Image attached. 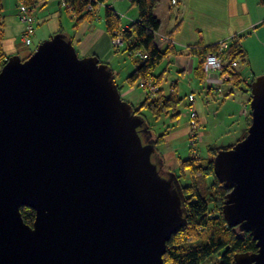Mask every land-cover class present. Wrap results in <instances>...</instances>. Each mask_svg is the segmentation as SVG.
<instances>
[{
	"label": "water",
	"instance_id": "1",
	"mask_svg": "<svg viewBox=\"0 0 264 264\" xmlns=\"http://www.w3.org/2000/svg\"><path fill=\"white\" fill-rule=\"evenodd\" d=\"M247 135L213 159L229 193L222 216L249 232L264 264V76L250 83ZM144 120L111 70L56 35L0 70V264H164L186 225L172 174L161 175ZM146 139V140H145ZM34 211L32 227L20 209Z\"/></svg>",
	"mask_w": 264,
	"mask_h": 264
},
{
	"label": "crops",
	"instance_id": "2",
	"mask_svg": "<svg viewBox=\"0 0 264 264\" xmlns=\"http://www.w3.org/2000/svg\"><path fill=\"white\" fill-rule=\"evenodd\" d=\"M51 1L46 0V2L37 3V0H34L35 4L28 6L35 30L32 44L29 47H26L21 39L25 26L17 18L18 0L13 1L12 17L11 15L9 16L12 18L15 28H9L4 13L3 1H1L4 25L0 41V56H2L0 70L3 60L7 61L11 57L16 56L20 60L25 61L34 53L39 45L56 35H62L70 41L81 59L95 57L99 63L110 68L108 64L113 57V53L106 39V37L109 39L110 35L107 31L103 32L104 29L106 30V26L105 28L103 26V30H101V23L96 26L95 23L92 24L97 17V13H100L101 9L112 10L120 18V29H128L139 18L137 8L129 0H107L104 4L95 7L94 10H90L88 7L79 14L70 11L64 6L62 0H57L59 9L47 11L49 2ZM63 9L66 10L70 20L74 21L69 32H64L62 28L61 10ZM153 14L160 23V27L155 33V44L161 51L169 49V53L161 63L165 64L164 69L155 73L158 67L153 72V79L160 76L159 80L162 81L159 87L162 96L167 97L170 87H172L179 97L180 80L188 86V95L193 92V85L191 83L194 79L203 83L207 93L216 94L217 97H220L221 103L217 104V111L227 107V115L230 120L234 121L238 119L236 123L239 125V133L233 137L226 149L232 148L238 141L246 137L251 124L249 109L250 94L246 92V87L255 79L264 76V2H260V0H180L179 4L173 7L170 4V0H157ZM122 16L124 19L121 18ZM100 40L103 41V47L96 48ZM13 42H15V47L12 45ZM221 42H227L229 45L235 42L239 51L244 55V62L240 63L237 68L235 75L238 77V80L218 84L208 81V78L201 70L203 58L197 54H193L191 49L199 48L201 51L215 46V49L212 50L214 52L216 51V46ZM123 45L121 47H124ZM131 61V69H129L130 72L128 71V76L136 68L134 64L136 60L133 59ZM111 72L116 80V74L112 69ZM167 76L172 79L171 83H167ZM216 76L217 74H212L210 78L216 79ZM164 82H166L165 85ZM117 86L122 87L120 83ZM241 86L242 89H239ZM164 87L167 89L166 92L164 91ZM235 89H237V93H234ZM128 95L125 94L121 98H127L130 102L132 98ZM127 100L126 103H129ZM180 106L181 104L178 107ZM179 113L178 111L177 115L180 117ZM179 120L180 118L176 121L172 120L163 124L164 127H174L184 130L170 132L166 136V141L169 140V142L167 144L164 142V146L163 144L161 145V151L165 153L169 152L179 159H183L178 153L180 149L177 148V145L174 144L172 146V142L179 135H185L187 139V133H189L186 116L184 120L187 122L183 127L179 125ZM151 127L149 129H152ZM160 135L158 134L157 136ZM159 155L163 156V158L167 156L164 153H160L157 155L159 158ZM187 158H190V153ZM159 163L162 166V161L159 160ZM165 172L171 173L170 170Z\"/></svg>",
	"mask_w": 264,
	"mask_h": 264
},
{
	"label": "trees",
	"instance_id": "3",
	"mask_svg": "<svg viewBox=\"0 0 264 264\" xmlns=\"http://www.w3.org/2000/svg\"><path fill=\"white\" fill-rule=\"evenodd\" d=\"M34 0H25L26 6L34 5ZM107 0H62L64 6L70 11L79 14L89 7L94 10L98 5L104 4ZM134 5L139 14L138 20L127 29H120V18L112 10H105L106 31L113 36L114 32L120 31L124 40L123 53L136 55V68L126 80L127 84H134L136 81L153 77V72L160 66L169 49L161 51L155 44V33L160 27L158 19L154 16L153 10L157 0H129ZM46 2V0H37ZM264 2V0H260ZM90 14V13H88ZM4 16L2 14V4L0 0V41L2 39ZM214 47L204 50L192 48L191 52L204 58L212 52ZM140 54L146 56L145 59ZM224 62L238 61L244 62V55L239 51L234 42L227 51L222 53ZM2 56H0V61ZM6 61H2V67ZM160 76L155 77L159 79ZM229 81H236L238 77L231 75ZM248 84V83H247ZM119 89L120 87L117 86ZM246 92L250 94V84L246 87ZM119 91V90H118ZM162 97V96H161ZM160 102L152 101L147 105V110L153 116L159 117L168 110H177L181 100L176 91H171L167 97ZM162 139V136L159 137ZM161 142H156L160 145ZM216 156V154H215ZM214 156V157H215ZM191 158V157H190ZM182 160L184 169L188 168L191 176V184L183 193L189 198L184 204L187 226L172 235L166 244V252L163 255L164 264H234V256L241 253H256V243L251 234L246 231H237V228H229L222 216V206L229 190L221 184L214 175L213 161L210 159L204 164L196 165L193 159ZM198 176V179L195 178ZM203 179V180H202ZM204 180H210L209 187L205 192L199 190V184ZM214 203V214L210 216L209 203ZM20 214L25 224L32 227L35 213L29 208H21Z\"/></svg>",
	"mask_w": 264,
	"mask_h": 264
},
{
	"label": "rangeland",
	"instance_id": "4",
	"mask_svg": "<svg viewBox=\"0 0 264 264\" xmlns=\"http://www.w3.org/2000/svg\"><path fill=\"white\" fill-rule=\"evenodd\" d=\"M1 1H3L4 11H5L4 13L6 15L7 22L9 24V28H15L14 22L11 18L12 17V10L14 8V3H13L14 0H1ZM172 6L176 7L177 5L176 6L172 5ZM57 9H59V7L57 5V0H52L51 2H49L47 11H54ZM61 13H62L61 22H62L63 31L69 32L71 30V27L73 26L74 21L70 20V17L68 16L65 9L61 10ZM100 13H97V17L94 20V22H92V24L95 23V26H96V25H100V23H101L100 29L103 30V26L105 28V25H104L105 24V19H104L105 10L101 9ZM120 14H122V13H120ZM10 15H11V17H9ZM121 18L124 19L123 16ZM95 31H96V29H95ZM103 32L105 33L106 30L104 29ZM118 32H119V30L114 32V35H113L114 37L111 36L110 34H109L110 35L109 39L106 37V39L109 43V47H111L112 53H113V57L109 61L108 65H110V68L116 74V80H115V76L113 75L114 81H115V83L118 82V83H116V85L119 83H120V85H122V87L120 89L118 88L120 96L122 98L125 94L126 95L129 94L128 96L130 98H132L130 100V102L127 100V98L122 99V100L124 102H126V100H127L129 102L128 105L131 107L134 115L137 117H140L144 120V128L146 126L147 131L150 134V136L148 134H146L145 136H148L149 139L154 141L155 146L158 147V149H157V147L155 149L156 152L154 154L153 160L155 159L157 162H159V160L162 161V166L159 165L158 171L161 175H168V173H166L165 171L170 170V172H171L170 174H172L174 176V178L176 179L178 186L180 188V191H181V194L183 197V209L185 210L184 204H185L186 200L189 198V196H187V195L185 196L183 192L186 190V189H184V187L190 186L191 176H190V172H189L188 168H186V169L183 168L181 161L186 160L189 153H190V157H191L190 159H193V161L196 165L204 164L205 162L209 161L210 159H212V161H213V159L215 158L214 157L215 154H217L220 150H225L229 146L233 137L238 135L239 125L236 123L238 119H235L234 121L230 120V118L227 115L228 114V111L226 109L227 107H224L220 111H217L218 110L217 104L221 103L220 97H217L216 94L207 93L203 83H200L198 80H195V79L191 83V85H193V92L190 93L189 95H188V93H189L188 86L185 84V82L180 80L179 97L182 100H181V106L177 107V110H168L165 112V114H162V116H159V117L153 116V114L150 111H148L146 107L149 104H153V103H151L152 101L156 100L155 103H158L162 99H164L162 96V92L159 90V87L162 84V81L159 79H153V77H151V78H147L145 80H140V82L136 81L134 84H131V85H128L126 83L127 82L126 77L128 76V74L130 72L129 69H131V63H132L131 60H133V59L136 60V59L133 58L135 55L130 56L126 53H123L124 47H116L117 45H114V46L112 45V39L114 40L116 38L121 37L120 32L119 33ZM115 33H116V36H115ZM12 45H13V47H15V42H13ZM102 47H103V41L100 40L97 43L96 48H102ZM227 47L228 48L230 47L229 43H228ZM228 48L225 51H227ZM100 53L102 54V52H100ZM77 56L79 59H81L79 57V55H77ZM221 57H222V54H221ZM232 62H236L237 67L234 68L233 70L228 71L230 64ZM239 64H240V62H238L236 60L230 61L228 63L224 62L225 72L227 71V73H228V75H227L228 77L224 82L229 81V79H231L230 78L231 75L236 74V71H237ZM202 65H203V61L201 62V70H202ZM164 66H165V64H161L155 73H158L159 71L163 70ZM172 73H174V72H172ZM212 74H215V73H212ZM212 74H210L209 77ZM216 78H217V76H216ZM166 80H167V83H171V81H172V79H170L169 76H167ZM141 82L142 83L143 82L150 83V86H152V88H157V91L156 92L151 91V92L145 94V92H143L139 88V83H141ZM165 84H166V82H164V85ZM239 89H242V86L239 87ZM166 90H167L166 87H164L165 92H166ZM172 90L175 91V89L170 87L169 93ZM122 93H123V95H122ZM234 93H237V89L234 90ZM186 95H188V96H186ZM190 96H193L192 101L190 100ZM188 107H192L196 111V114H197L196 120H197V125H198L200 131L197 133L194 132L193 135H191V132L187 133V139H186L185 135H179V137L175 141L172 142V146L174 144H176L177 148L180 149V150H178V153L181 155V157L183 159H179L177 156H174L173 154H171L169 152L165 153V152L161 151L162 150L161 145L164 142L166 144L169 142V140L166 141V136H168V134L170 132H172V131L173 132H179V131L184 130V129H176L174 127H172V128L164 127L163 124L167 123L168 121H172V120L176 121L178 118H180L179 125L183 127L185 125V123L187 122L186 120H184L185 116H186L187 120L189 119L188 115H187ZM178 111L180 112L179 113L180 117H179V115H177ZM187 123H188L187 127L189 129L190 128L189 121ZM150 126H152L151 127L152 129H149ZM158 134H161V135L157 136ZM194 135H196V136H194ZM155 136H156V138H155ZM161 136H162V139L159 138ZM194 137H195V141L192 140V139H194ZM141 138L143 139V142H145L143 135H141ZM161 141H162V144L161 143H160V145L156 144V142H161ZM163 146H164V144H163ZM166 147H168V146L166 145ZM160 153H164V155H167L166 158L165 157L163 158V156H160V155H159L160 156V158H159L157 155ZM179 154H178V156H179ZM163 159H164V163H163ZM167 169H169V170H167ZM195 178L198 179V176H196ZM210 182H211L210 180H207V181L204 180V183L201 182L199 184V190L202 192H205V189L209 187ZM208 208L210 210V216L213 215L214 214V211H213L214 210V203L210 202ZM187 224L188 223L186 221L185 227L187 226ZM236 230L240 231L238 228Z\"/></svg>",
	"mask_w": 264,
	"mask_h": 264
},
{
	"label": "built area",
	"instance_id": "5",
	"mask_svg": "<svg viewBox=\"0 0 264 264\" xmlns=\"http://www.w3.org/2000/svg\"><path fill=\"white\" fill-rule=\"evenodd\" d=\"M179 1L180 0H170V4L176 6V5L179 4ZM17 18L25 26L24 27V33H23L22 38H21L22 39V43L26 47H29L32 44V38L34 36V31L35 30H34L33 18L29 14V10H28V7L26 6L25 0H18V14H17ZM120 35H121L120 38H116L114 40L112 39V45L113 46L117 45L116 47H121L123 45L124 40H123L121 32H120ZM115 36H116V33H115ZM227 46H228L227 42H221V43H219L216 46V51L207 54L203 58V60H202L203 61L202 72L205 74L206 77H208V81L209 82L222 84L227 79L228 73H227V71L225 72L224 62H223V59L221 57V54L228 48ZM140 57H142L143 59L146 58V56L143 55V54H140ZM236 67H237V63L236 62H232L230 64V67H229L228 71L229 70H233ZM212 73L217 74V78L216 79H211L209 77V75L212 74ZM139 88L143 92H145V94H147V93H149L151 91L152 92L153 91H155V92L157 91V88H152V86H150V83H146V82L139 83ZM190 100L191 101L193 100V96H190ZM187 115H188V118H189L188 121H189V126H190L189 133L191 132V135H193L194 132L197 133V132L200 131L199 127L197 125V120H196L197 119V114H196V111L192 107H188ZM196 135H194V136H196ZM192 140L195 141V137Z\"/></svg>",
	"mask_w": 264,
	"mask_h": 264
},
{
	"label": "flooded vegetation",
	"instance_id": "6",
	"mask_svg": "<svg viewBox=\"0 0 264 264\" xmlns=\"http://www.w3.org/2000/svg\"><path fill=\"white\" fill-rule=\"evenodd\" d=\"M144 138H146L147 136H145V134H144V136H143ZM146 140V139H145Z\"/></svg>",
	"mask_w": 264,
	"mask_h": 264
}]
</instances>
